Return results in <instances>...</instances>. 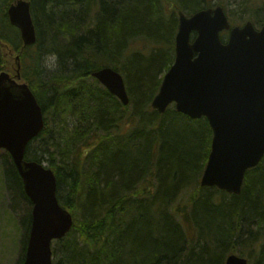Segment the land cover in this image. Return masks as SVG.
<instances>
[{"label": "trees", "instance_id": "trees-1", "mask_svg": "<svg viewBox=\"0 0 264 264\" xmlns=\"http://www.w3.org/2000/svg\"><path fill=\"white\" fill-rule=\"evenodd\" d=\"M15 1L0 0V71L13 72L19 55L21 78L44 117L24 158L53 171L58 201L73 216L52 243V264H224L232 253L264 264V157L246 171L239 194L201 186L212 139L207 120L173 104L162 114L150 106L174 59L177 12L229 0H30L32 46L9 23ZM243 1L245 18L227 12L232 25L261 27L264 7ZM139 40L146 49L131 50ZM45 54L55 57L50 72L41 66ZM102 67L122 74L127 105L91 76ZM1 160L13 198L29 206L22 264L31 202L9 154Z\"/></svg>", "mask_w": 264, "mask_h": 264}, {"label": "water", "instance_id": "water-1", "mask_svg": "<svg viewBox=\"0 0 264 264\" xmlns=\"http://www.w3.org/2000/svg\"><path fill=\"white\" fill-rule=\"evenodd\" d=\"M174 60L150 105L167 106L192 119L205 118L212 130L201 186L239 194L245 173L264 156V24L231 26L221 6L186 16L178 11ZM24 46L36 41L28 0L7 9ZM227 30V39L220 33ZM18 59V57H16ZM17 63V75L19 76ZM123 105L129 98L122 75L111 67L91 73ZM44 126L42 110L26 83L0 72V149L7 151L31 202V224L22 264H52L51 243L73 225L72 214L57 198L56 177L43 163L24 159L25 149ZM224 264H248L229 254Z\"/></svg>", "mask_w": 264, "mask_h": 264}, {"label": "rangeland", "instance_id": "rangeland-1", "mask_svg": "<svg viewBox=\"0 0 264 264\" xmlns=\"http://www.w3.org/2000/svg\"><path fill=\"white\" fill-rule=\"evenodd\" d=\"M241 0H229L222 3L225 12H231L236 18L247 16V9L243 13ZM243 5L251 7H264V0H244ZM146 49V44L139 40L130 49ZM41 66L46 72L55 68V57L45 54L42 57ZM4 150H0V264H16L19 253L20 243L24 239L25 231L23 224L25 222V213L29 206L18 196L13 198L12 191L9 189V181H6L4 168L1 163V155ZM46 164V163H45ZM7 184V185H6ZM13 198V199H12ZM263 229V228H262ZM261 229V230H262Z\"/></svg>", "mask_w": 264, "mask_h": 264}]
</instances>
